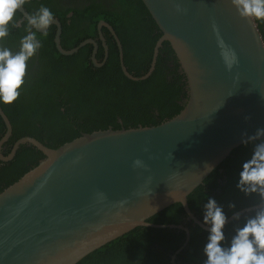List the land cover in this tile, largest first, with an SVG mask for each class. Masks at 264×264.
<instances>
[{"label":"water","instance_id":"obj_1","mask_svg":"<svg viewBox=\"0 0 264 264\" xmlns=\"http://www.w3.org/2000/svg\"><path fill=\"white\" fill-rule=\"evenodd\" d=\"M141 2L161 31L148 71L134 76L127 70L117 34L101 20L98 31L105 53L102 26L116 42L125 77L141 80L151 74L159 47L168 41L186 78L183 108L155 125L83 133L55 148L23 136L4 155L2 147L12 126L0 106L5 125L0 160H11L21 144L44 155L36 167L0 192V264H76L140 226L177 227L188 234L183 224L148 220L175 203L206 229L189 207V194L212 173L209 166L217 169L241 145V132L264 127V40L256 22L240 18L230 0ZM54 23L61 54L71 55L91 43L95 61L94 39L64 49L61 28L57 20ZM217 33L238 58L230 71ZM137 159L145 166L134 167Z\"/></svg>","mask_w":264,"mask_h":264},{"label":"trees","instance_id":"obj_2","mask_svg":"<svg viewBox=\"0 0 264 264\" xmlns=\"http://www.w3.org/2000/svg\"><path fill=\"white\" fill-rule=\"evenodd\" d=\"M93 1L81 9L71 8L73 15L69 18V23L68 18L63 16L65 11L60 7L49 6L62 23L61 45L64 49H69L85 38H95L98 20H106L121 41L127 70L135 76L145 74L150 67L153 48L161 31L144 4L141 0H110L112 4L109 5L92 4ZM32 2H26L25 7L30 10V5L36 3ZM21 16L18 11L16 18L19 20ZM256 23L264 40V23ZM26 27V20L15 28L10 27L4 46L17 52L18 39L26 35ZM54 30V25H51L46 30V36L37 32L42 46L32 58L33 61L28 62L20 97L11 105L0 104L12 126L11 135L2 147L4 155L23 136L34 137L55 148L83 133L155 125L172 118L183 108L184 99L188 98L186 78L179 73L180 64L168 41H163L159 47L151 74L145 79L132 80L125 77L120 68L117 46L106 27H102V32L108 45V57L100 67L90 61L93 48L91 44L81 46L71 55L61 54L53 41ZM97 42L96 56L101 60L103 48L99 39ZM4 132L5 125L0 116V137ZM248 149L250 148L241 145L234 148L203 184L189 194V207L200 218L202 203L198 198L204 197L206 203L207 196L215 197L206 188L219 186L217 178L224 175L226 179L227 176L226 185H220L223 192L215 197L217 201L218 198L225 197L224 192L238 193L234 181L238 164L244 157L242 153ZM43 158V153L32 145L21 144L11 160H0V192L36 167ZM221 168H224L222 174L219 172ZM238 209L240 206L232 210L225 209V212L229 216ZM177 214L179 217L184 216L179 203L172 204L148 220L168 224L176 222ZM240 221L241 219L232 220L226 231H232ZM189 227L191 234L188 246L181 252L188 255L198 252V260L203 261L202 250L193 246L205 243L207 231ZM172 230L168 227H136L91 252L76 264H170L165 255L169 248H163L167 237L175 241Z\"/></svg>","mask_w":264,"mask_h":264},{"label":"clouds","instance_id":"obj_3","mask_svg":"<svg viewBox=\"0 0 264 264\" xmlns=\"http://www.w3.org/2000/svg\"><path fill=\"white\" fill-rule=\"evenodd\" d=\"M25 3L26 0H0V104L3 105H11L20 97L28 62L42 46L37 32L46 36V30L54 24L53 12L41 5L37 11L25 17L26 35L20 39L19 50L14 53L5 47L4 41L10 34V27L18 26L17 12L24 8ZM230 3L240 18L264 23V0H230ZM217 43L224 64L230 71L238 63V58L218 33ZM244 119L247 121L250 117L245 116ZM240 144L250 148V152L239 163L234 187L246 198L258 197L259 204L233 229L229 237L226 231L229 217L224 205L215 197L207 196L201 217V223L207 229L202 264H264V127H257L252 133L241 132ZM133 165L145 166L139 159ZM209 170L214 171V168L209 166ZM227 207L232 210L237 205L229 201ZM234 218L240 219V213H234Z\"/></svg>","mask_w":264,"mask_h":264},{"label":"flooded vegetation","instance_id":"obj_4","mask_svg":"<svg viewBox=\"0 0 264 264\" xmlns=\"http://www.w3.org/2000/svg\"><path fill=\"white\" fill-rule=\"evenodd\" d=\"M29 1H36V3H34V4H31L30 5V10L29 9H27L25 6H24V8H23V10L28 14V15H30V14H32V13H34L35 11H37L38 9H39V7L41 6V5H44V6H46V7H48L49 8V6H56V7H60V9L64 12L65 11V14L63 15L64 17H66V18H68V20H67V23H69V18L73 15V11L71 10V8L72 9H81L83 6H87V5H90V3H91V0H26V2L28 3ZM110 0H94L93 2H92V4L93 3H95V4H100V3H103V4H105V5H109V3H111L112 4V2L110 1ZM32 2V3H33ZM43 2H45V4L43 3ZM19 11V10H18ZM20 13H21V18L19 19V24H18V26L19 25H21V22L22 21H24V20H26L25 19V17H26V15H24L21 11H19ZM54 14V17H55V19L54 20H57L58 21V23H59V26H60V28H61V31H62V23H61V21H60V17H58L57 16V14L56 13H53ZM101 20H103V19H99L98 20V22H97V24H96V37L94 38V37H88V38H91V39H94L96 42H97V39H99L100 40V43H101V45H102V48H103V58L101 59V60H99L98 58H97V56H96V53H97V50H98V42H97V48H96V51H95V63H98L99 65H96L93 61H92V58H91V56H92V53H93V51H94V45L93 44H91V43H86V44H91L92 46H93V48H92V52H91V56H90V61H91V63L93 64V65H95L96 67H100V66H102L103 64H104V62L106 61V59H107V57H108V53L106 54L105 53V50H104V46H103V44H102V41H101V39H100V35H99V31H98V23L101 21ZM103 21H105V22H107L106 20H103ZM54 25V27H55V30H54V38H55V34H56V31H57V29H58V25L56 24V23H54L53 24ZM111 25V24H110ZM256 25H257V23H256ZM112 26V25H111ZM103 27V26H102ZM102 27H101V33H102V35H103V37H104V40H105V42H106V38H105V35H104V33L102 32ZM105 27V26H104ZM49 29V28H48ZM47 29V30H48ZM114 29V28H113ZM257 29H258V27H257ZM259 30V29H258ZM109 31V30H108ZM114 31H115V29H114ZM259 32H260V30H259ZM38 33H40V32H38ZM110 33V32H109ZM115 33H116V31H115ZM117 34V33H116ZM260 34H261V32H260ZM110 35H111V33H110ZM60 36H61V34H60ZM112 36V35H111ZM118 36V35H117ZM261 36H262V34H261ZM54 38H53V41H54ZM88 38H85V39H88ZM112 38H113V36H112ZM119 38V37H118ZM38 39V38H37ZM84 39V40H85ZM39 40V39H38ZM114 40V39H113ZM120 40V39H119ZM83 41V40H82ZM81 41V42H82ZM19 42H20V38L18 39V46H17V48L16 49H18L19 48ZM114 42H115V40H114ZM121 42V41H120ZM80 43V42H79ZM54 44H55V41H54ZM115 44H116V42H115ZM60 45H61V39H60ZM79 45V44H78ZM106 45H107V42H106ZM122 45V44H121ZM117 46V45H116ZM55 47H56V45H55ZM61 47L62 48H64L62 45H61ZM75 47V46H74ZM11 49V48H10ZM57 49V48H56ZM107 49H108V45H107ZM118 49V48H117ZM123 49V48H122ZM79 50V49H78ZM37 53H38V51H37ZM36 56V55H35ZM34 56V57H35ZM33 57V58H34ZM32 60V59H31ZM30 60V61H31ZM33 61V60H32ZM121 68V67H120ZM178 70H179V73H181V74H183V72H182V70H181V66L178 68ZM132 74V73H131ZM134 75V74H133ZM135 76V75H134ZM128 78V77H127ZM130 79V78H129ZM133 80V79H132ZM184 101H185V99H184ZM45 144V143H44ZM249 152H250V149H248V150H246V151H243V153H242V156H244L241 160H243L244 158H246L247 156H248V154H249ZM240 163V162H239ZM239 165V164H238ZM219 172L222 174L223 172H224V168H221L220 170H219ZM225 172H226V169H225ZM224 176V175H223ZM223 176H221V177H219V178H217V182H218V184H219V186H215V187H207L206 188V190H207V192H210V194L211 195H213V196H220L221 195V193L223 192L221 189H220V185H226V183H227V176H226V179H225V177H223ZM224 195H225V197H226V199H224L223 197H220V198H218V202L219 203H221V204H223L224 205V209H229L228 207H227V204H228V202L229 201H233V202H235L236 203V205H237V207L238 206H240V209H238V210H235L232 214H230L228 217H230V216H232L234 213H236V212H239L240 213V219H241V221H240V223H242L243 222V219L245 218V217H247L248 215H251L252 214V212L255 210V208L258 206V204H259V199H258V197H244L243 196V194H241V193H232V192H229V191H227V192H224ZM200 197V196H199ZM203 198L204 197H201V198H198V200L202 203H200L201 205H203V203H204V200H203ZM182 210H183V208H182ZM192 212H193V214H194V216L201 222V218H200V216L198 215V214H196V212H195V210L193 211V210H191ZM183 212H184V216H182V215H180V217H179V214H177V219H176V222H170V223H168V224H175V225H177V224H183V225H185L187 228H188V230H189V232H188V234L184 231V230H182V229H179V228H172V227H168L169 229H173L172 230V238L174 237L175 238V241L173 240V239H171L170 237H167L166 239H165V241H166V243H165V247L163 248L164 250H166L167 248H169V250L167 251V253H165V255L167 256V258H168V260H169V263L170 264H202V261H200V260H198V257L200 256L199 254H198V252H196V253H194L193 255H188V254H186V253H184L183 254V252H181L182 251V249H184L185 248V246H188V242H189V238H190V234H191V231H190V227L189 226H191V227H193V228H195V227H198V229H200L201 231H207V229H205L204 227H202L198 222H195L194 220H192L190 217H189V215H187L186 214V212L183 210ZM235 218L233 217L230 221H229V223L232 221V220H234ZM153 223V222H152ZM228 223V224H229ZM239 223V224H240ZM155 224H157V223H155ZM158 224H160V223H158ZM168 224H166V225H168ZM188 224H189V226H188ZM163 228H165V227H163ZM177 230V231H176ZM181 232V233H180ZM182 232H184V234L182 233ZM232 232H233V230L231 231V230H227V234H228V236L230 237L231 236V234H232ZM166 235H169V234H166ZM165 235V236H166ZM203 243H196L193 247H196V248H199V249H201L202 250V248H203V245H202ZM171 247H173V248H171Z\"/></svg>","mask_w":264,"mask_h":264}]
</instances>
